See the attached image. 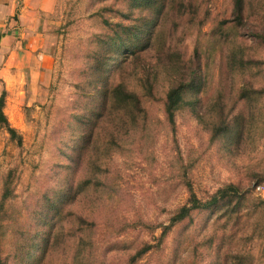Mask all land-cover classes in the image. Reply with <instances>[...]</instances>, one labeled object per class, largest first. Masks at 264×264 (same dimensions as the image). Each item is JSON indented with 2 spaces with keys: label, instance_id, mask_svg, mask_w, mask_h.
<instances>
[{
  "label": "rangeland",
  "instance_id": "1",
  "mask_svg": "<svg viewBox=\"0 0 264 264\" xmlns=\"http://www.w3.org/2000/svg\"><path fill=\"white\" fill-rule=\"evenodd\" d=\"M243 3L56 1L49 69L0 76V264H264V0ZM190 191L218 202L163 236Z\"/></svg>",
  "mask_w": 264,
  "mask_h": 264
},
{
  "label": "crops",
  "instance_id": "2",
  "mask_svg": "<svg viewBox=\"0 0 264 264\" xmlns=\"http://www.w3.org/2000/svg\"><path fill=\"white\" fill-rule=\"evenodd\" d=\"M56 1L0 0V76L11 70L49 69L51 60L43 32L45 17L52 13Z\"/></svg>",
  "mask_w": 264,
  "mask_h": 264
},
{
  "label": "trees",
  "instance_id": "3",
  "mask_svg": "<svg viewBox=\"0 0 264 264\" xmlns=\"http://www.w3.org/2000/svg\"><path fill=\"white\" fill-rule=\"evenodd\" d=\"M167 1V10H169L170 8V3L172 0H166ZM244 0H233V9H232V13L234 15V19L235 22H237L238 24L241 23V18H242V12H243V3ZM165 8V9H166ZM136 46L134 45L132 48H135ZM123 49H119V51H121ZM106 67V64L103 63L102 65V71L104 72ZM189 81L185 84L183 83H179L178 85L172 86L168 92L165 95V99H164V114L166 119L168 120L169 123H173V113L174 111L179 107V105L181 104V100L183 99L184 93H185V88L188 86ZM113 85V84H112ZM116 88L113 89V93L117 90H122V86L117 85L115 86ZM109 91V90H108ZM123 96V92H121V95ZM126 96V95H125ZM128 96H131L130 94ZM109 97H110V92H107V94L105 93V97L104 100L101 103L100 108L103 109V111L106 110V108L108 107L107 104L109 103ZM125 99H122V102H125ZM3 106H4V92H2L1 96H0V124L4 125L7 127L8 132L10 133V135L15 136V131L11 128L8 127V123L6 120V117L3 114ZM94 113H89V115L84 116V123L85 124H89L91 122V119L93 117ZM103 113L101 112L98 115V122H94L93 125L96 126L97 123H99L101 121L100 118L103 117ZM100 120V121H99ZM89 140L86 141V143ZM228 189L230 190H236L234 187H228ZM226 190H221L219 192L220 194V198L221 201H225L226 199ZM216 202H218L216 197L211 198L209 201L203 203L201 201H199L196 196L190 191V198L187 202L186 205L180 207L177 212H175L173 214V216L170 219V224L168 227L164 228L162 235L164 236L168 230L170 228H172L176 223H179L181 221H183L184 219H186L190 213V211L194 210V209H205L207 206L210 207L211 205L215 204Z\"/></svg>",
  "mask_w": 264,
  "mask_h": 264
}]
</instances>
